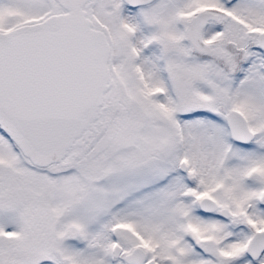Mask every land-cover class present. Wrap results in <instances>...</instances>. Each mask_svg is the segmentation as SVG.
<instances>
[{"label": "snow or ice", "instance_id": "1", "mask_svg": "<svg viewBox=\"0 0 264 264\" xmlns=\"http://www.w3.org/2000/svg\"><path fill=\"white\" fill-rule=\"evenodd\" d=\"M0 264H264V0H0Z\"/></svg>", "mask_w": 264, "mask_h": 264}]
</instances>
